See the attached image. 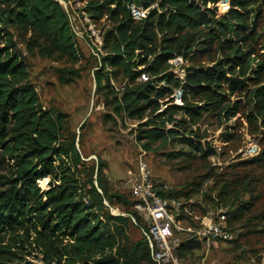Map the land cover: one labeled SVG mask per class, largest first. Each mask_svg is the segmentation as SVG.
Instances as JSON below:
<instances>
[{
	"label": "trees",
	"instance_id": "1",
	"mask_svg": "<svg viewBox=\"0 0 264 264\" xmlns=\"http://www.w3.org/2000/svg\"><path fill=\"white\" fill-rule=\"evenodd\" d=\"M85 1L89 16H107L113 24L103 34L105 53L98 52L97 87L122 120L143 119L153 109L135 129L136 140L147 150L179 140L188 150L169 157L211 156L215 149L187 125L210 112L231 119L243 102L249 107L248 122L260 119L264 128V54L256 69L250 66L262 19L258 0H229V10L220 16L219 0ZM133 7L148 12L135 18ZM12 28L42 38L39 50L45 57L71 63L81 57L71 15L60 2L0 0V264H21L13 247L25 238L32 239L45 264H156L145 235L129 242L128 224L143 218L133 209L115 215L105 203L118 199L131 208L133 203L126 193H111L107 161L99 156L91 164L85 160L67 115L40 102L28 66L15 50ZM31 43L39 46L37 40ZM198 51H218L222 58L211 66L187 67L183 78L170 70L171 60H188ZM143 75L148 78L142 80ZM118 77L125 80L123 86L113 83ZM176 89L182 103L165 100L161 107L159 101ZM193 97L199 101L192 103ZM7 157L12 163L5 170ZM46 177L45 190L39 180ZM176 194L170 190L162 196ZM241 209L230 210L229 217L236 219ZM143 230L148 231L147 222ZM195 241H184L177 254L195 248Z\"/></svg>",
	"mask_w": 264,
	"mask_h": 264
},
{
	"label": "rangeland",
	"instance_id": "2",
	"mask_svg": "<svg viewBox=\"0 0 264 264\" xmlns=\"http://www.w3.org/2000/svg\"><path fill=\"white\" fill-rule=\"evenodd\" d=\"M62 5L71 15L76 32L77 46L81 57L76 63L68 62L59 56L45 57L40 52L44 40L32 36L25 30L11 29L15 50L25 60L30 81L35 85L40 102L47 109H58L67 115L68 128L76 135L80 153L90 164L98 156L106 160L105 174L109 180L111 193H126L131 199L132 191L124 182L138 175L142 166L147 167L155 182L168 185L170 190L179 191L173 198L183 206H189L194 217H186L181 222L185 231L179 233L182 243L195 239L199 243L193 249L178 252L180 264H200L207 248L199 239L197 230L204 217H214L213 212L242 208L235 219L228 214V230L234 237L230 240L218 239L210 248V257L221 264H262L264 258V128L261 120L250 124L246 118L249 107L242 104L240 111L231 119L221 118L217 112L205 113L198 121L187 125L193 136L208 142L215 153L202 157L193 152L192 156L169 157L173 151L188 150L179 140L168 143H155L147 150L136 140L135 129L145 121L153 109H149L143 119L122 120L111 107L105 104V95L96 84L95 71L99 66V53L104 54L103 34L113 24L107 16L93 18L85 11V0H62ZM262 19L259 37L254 42L256 56L250 60L251 68L264 54V0H258ZM158 6V4H154ZM218 15L225 14L230 8L229 0H219ZM141 13L148 9L140 8ZM143 16V14H141ZM38 41L35 47L31 42ZM4 40L0 39V48ZM198 44L196 45V47ZM191 59L176 57L170 61L178 77L185 76L189 66H211L222 58L218 51L196 52ZM70 70L79 72L77 76ZM71 79L65 83V79ZM148 77H141L145 80ZM123 86L125 80L118 77L113 81ZM179 89L159 102L165 107V100L182 103ZM232 97V100H235ZM198 97L191 98L197 103ZM169 126H172L171 124ZM12 158L7 157L3 166L7 170ZM3 170V172L5 171ZM45 179V180H44ZM39 181L43 189H49L50 177ZM106 202L114 212L127 213L132 208L124 206L118 199ZM222 213V212H221ZM224 213V212H223ZM142 222L132 221L127 226L129 242L134 243L144 237ZM32 238V237H31ZM11 242V241H10ZM198 244V245H197ZM21 256L20 263L45 264L42 252L32 239L25 238L13 247ZM182 254V255H181ZM142 264H148L143 262Z\"/></svg>",
	"mask_w": 264,
	"mask_h": 264
},
{
	"label": "built area",
	"instance_id": "3",
	"mask_svg": "<svg viewBox=\"0 0 264 264\" xmlns=\"http://www.w3.org/2000/svg\"><path fill=\"white\" fill-rule=\"evenodd\" d=\"M140 11L133 7L135 18L142 17L141 14L145 16V13ZM124 183L129 185L133 194L132 209L148 224V231H144V235L149 242L154 262L180 264L177 250L181 247L182 239L179 233L185 231L180 224L186 220V217L198 219L199 216H195L189 206L176 202V198L162 196V193L167 194L170 188L165 183L155 182L147 167L142 166L138 175L129 177ZM111 210L115 214L114 210ZM213 214L214 217H204L197 230L188 229L190 232L197 233L207 248L200 264H221L210 257V248L218 239L230 240L234 237L227 227V210H219ZM262 264H264V258Z\"/></svg>",
	"mask_w": 264,
	"mask_h": 264
},
{
	"label": "water",
	"instance_id": "4",
	"mask_svg": "<svg viewBox=\"0 0 264 264\" xmlns=\"http://www.w3.org/2000/svg\"><path fill=\"white\" fill-rule=\"evenodd\" d=\"M58 2H60L61 4H62V0H57ZM181 94V93H180ZM78 147V146H77ZM78 150H79V147H78ZM80 151V150H79ZM101 191V190H100ZM107 205H109L107 202H105ZM115 211V210H114ZM119 214H121V213H119V212H115V215H119ZM134 220V219H133Z\"/></svg>",
	"mask_w": 264,
	"mask_h": 264
},
{
	"label": "bare ground",
	"instance_id": "5",
	"mask_svg": "<svg viewBox=\"0 0 264 264\" xmlns=\"http://www.w3.org/2000/svg\"><path fill=\"white\" fill-rule=\"evenodd\" d=\"M44 180H45V179H44ZM44 180H42V182H43Z\"/></svg>",
	"mask_w": 264,
	"mask_h": 264
}]
</instances>
